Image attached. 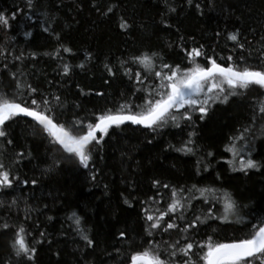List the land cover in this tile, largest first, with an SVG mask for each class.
Masks as SVG:
<instances>
[{
    "label": "trees",
    "instance_id": "1",
    "mask_svg": "<svg viewBox=\"0 0 264 264\" xmlns=\"http://www.w3.org/2000/svg\"><path fill=\"white\" fill-rule=\"evenodd\" d=\"M212 3L210 8L209 0H202L201 15L186 0H167L175 12H168L165 0H35L31 15L36 23H32L25 19L28 13L25 0H0V13L7 15L17 7L24 8L15 20H10L9 30L0 28V46L9 54L7 61L0 60V91L11 95L16 81L10 73L19 77L22 72L23 80L33 87L61 97L64 102L61 119L66 122L74 118L92 119V113L115 108L130 97L134 103H140L143 93L133 95L135 81L123 74L120 61H129L130 57L151 50L160 52L170 63H180L183 54L176 41L181 35L185 46L203 44L210 54L214 48L217 57L232 55L236 60L243 55L245 64L264 67L260 60L264 45L261 40L264 0H212ZM110 4L115 5L114 10L105 15ZM121 17L131 24L126 31L119 27ZM44 27L58 33L60 40L44 32ZM237 30L251 57L249 51L231 50L233 42L227 39V34ZM59 44L74 53L61 49L63 62L71 65L68 75L62 72L60 58L44 54L54 51ZM14 56H21V60H15ZM80 64L84 67H78ZM106 64L115 75L109 74ZM126 67H132L134 72L140 70L131 62ZM260 99H264V90L254 87L245 95L230 97L227 103H216L202 120L196 113L192 122L181 121L180 128L169 126L157 133L130 124L113 127L93 152L89 169L79 166L73 158L61 157L56 145L45 139L34 122L17 117L8 128V138L13 143L4 145V162L9 164L23 151L25 158L12 170L21 181L36 179L37 184L18 183L6 195L0 193V200L6 205L0 208V218L10 224L23 223L32 236L43 239V243L36 244L34 264H123L116 250L123 253L130 245L137 248L142 244L145 238L142 209L146 206L143 202L156 195L153 181L158 179L175 186L222 188L237 201L239 215L245 218L243 223L236 216L209 220L201 226L196 240L203 241L208 236L214 240L243 236L249 223L264 217V166L246 173L233 171L226 162L232 158L231 153L224 149L229 137L250 124L254 105ZM262 126L264 118L258 117L249 147L252 159L264 165ZM191 132H195L191 137L195 154L177 151ZM209 152L213 155L209 156ZM57 157H61L60 166L45 172ZM159 191L164 193L160 204L164 207L168 190ZM14 199L17 204L9 210L7 205ZM202 207L207 205H201L199 200L193 202L194 211L199 213ZM26 209L28 220H24ZM216 210L219 215L222 205L218 204ZM73 211L82 218V225L94 241L92 247L85 246L69 220ZM121 231L127 234L124 240L118 238ZM40 232L44 233L43 238ZM11 238V228L0 231V264L9 256ZM172 238H176V233Z\"/></svg>",
    "mask_w": 264,
    "mask_h": 264
},
{
    "label": "snow or ice",
    "instance_id": "2",
    "mask_svg": "<svg viewBox=\"0 0 264 264\" xmlns=\"http://www.w3.org/2000/svg\"><path fill=\"white\" fill-rule=\"evenodd\" d=\"M34 2L35 0H25L24 5V8L28 9L25 19L32 23H36L31 15ZM186 3L189 7L194 6L198 13L203 15L202 0H186ZM165 6L168 12L176 11L175 7L167 4V0ZM208 6L210 8L213 6L212 0H209ZM114 7L115 5L111 4L107 6L104 14L112 13ZM24 8L17 7L16 11L7 15L0 13V28L9 30L10 20H15ZM162 23L166 27H171L166 21ZM119 27L126 31L131 24L121 17ZM43 31L53 35L57 41L60 40L59 34L51 32L48 27H44ZM216 35L219 37L220 33L217 32ZM227 39L233 42L232 51L241 53L249 51L241 42L239 30L228 33ZM261 40H264V36ZM169 47H172V44H169ZM176 47L183 54L180 63H170L160 52L151 50L130 57L129 61H120L123 74L135 81L133 95L135 92L143 93L140 103H134L130 97L115 108L92 113V119L74 118L71 121H64L60 118L64 102L59 95L41 92L23 80L22 72L19 77L15 72L10 73L12 79L16 81L15 89L11 95L0 91V140L3 141V144H0V193L6 195L8 190L13 189L14 184L18 183L25 186L29 183L33 186L37 184L36 179L21 181L20 176L12 170L25 158L23 151L18 152L9 164L4 162L6 151L4 145L13 143L8 138V128L11 127L10 122H16L17 117L30 118L45 139L56 145V151L61 157L73 158L79 166L89 169L93 152L102 145L104 137L108 136L113 127L120 128L125 124L138 125L153 133L169 126L180 128L181 121L192 122L193 114L199 113L200 119H204L216 103H227L230 97L245 95L254 87L264 90V67L245 64L243 55L238 56L236 60L232 55L217 57L214 48L210 54L203 44L185 46L183 35L178 37ZM61 49L65 53L74 54L71 48L63 44H59L54 51L44 54L60 58L62 72L68 75L71 65L63 62ZM260 53V60L264 62V45H261ZM31 55L34 57L35 53ZM21 56H14V59L21 60ZM8 58L6 49L0 46V60L7 61ZM88 58L91 59V56ZM129 62L138 65L140 70L134 72L132 67H126ZM3 67L7 68L8 64L4 63ZM78 67L83 68L84 65L80 64ZM105 68L110 75H115L111 66L106 64ZM258 117L264 118V99H260L254 105L250 124L229 137L225 146L224 150L231 153L232 157L226 162L233 171L246 173L250 169L258 171L264 166L252 159V150L249 147L253 138L251 133ZM261 134H264V126L261 127ZM193 136L195 132L189 133L190 138L176 150L185 154H195L192 147L194 141L191 139ZM208 155L213 154L209 152ZM61 157L52 159L45 172L58 168ZM199 172L198 168L197 174ZM92 178L95 179V176ZM153 186L157 189L156 195L143 202L146 206L142 209L145 221L143 228L145 238L142 244L137 248L130 245L123 253L120 249L116 250L121 255L123 264H264V217H257L254 222L249 223L244 235L240 237L214 240L212 236H208L203 241L195 239L201 226L207 224L209 220H228L229 216H236L238 222H244L245 218L239 215L240 206L230 192L211 186L199 187L197 184L175 186L162 183L158 179L153 181ZM161 188L168 190V200L164 207H160L164 196V193L159 191ZM196 200H199L201 205H207L202 207L199 213L193 210V202ZM125 203L129 201L125 199ZM16 204L17 201L14 199L7 208L10 210ZM218 204L222 205V212L219 215L216 210ZM4 207L5 202L0 200V208ZM29 218L26 209L24 220ZM68 218L73 221L75 230L85 242V246L92 247L94 241L90 238L87 228L82 225V218L74 211ZM10 228L12 229L10 253L4 264L14 262L28 264L29 261L34 264L36 244L43 243V239L32 236L23 223L10 224L6 219L0 218V231L7 232ZM173 233H176L175 239L172 238ZM39 235L41 238L44 237L43 232ZM165 236L168 238L165 239ZM126 237L125 232H119V239L124 240Z\"/></svg>",
    "mask_w": 264,
    "mask_h": 264
},
{
    "label": "water",
    "instance_id": "3",
    "mask_svg": "<svg viewBox=\"0 0 264 264\" xmlns=\"http://www.w3.org/2000/svg\"><path fill=\"white\" fill-rule=\"evenodd\" d=\"M23 118H26V119H29V120H31L30 118H28V117H23ZM131 125V124H130ZM134 126H137V127H141V128H143L142 126H138V125H134Z\"/></svg>",
    "mask_w": 264,
    "mask_h": 264
}]
</instances>
